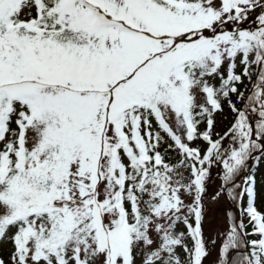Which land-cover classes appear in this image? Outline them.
Returning <instances> with one entry per match:
<instances>
[{
  "label": "snow or ice",
  "instance_id": "obj_1",
  "mask_svg": "<svg viewBox=\"0 0 264 264\" xmlns=\"http://www.w3.org/2000/svg\"><path fill=\"white\" fill-rule=\"evenodd\" d=\"M0 264H264V0H0Z\"/></svg>",
  "mask_w": 264,
  "mask_h": 264
},
{
  "label": "rangeland",
  "instance_id": "obj_2",
  "mask_svg": "<svg viewBox=\"0 0 264 264\" xmlns=\"http://www.w3.org/2000/svg\"><path fill=\"white\" fill-rule=\"evenodd\" d=\"M228 204V203H227ZM210 208L215 209L214 215L216 218V223L217 224H222L223 222V218H224V206L220 203L218 204H210L209 205ZM217 210H219L221 213H219ZM213 215V213H210V217Z\"/></svg>",
  "mask_w": 264,
  "mask_h": 264
},
{
  "label": "trees",
  "instance_id": "obj_3",
  "mask_svg": "<svg viewBox=\"0 0 264 264\" xmlns=\"http://www.w3.org/2000/svg\"><path fill=\"white\" fill-rule=\"evenodd\" d=\"M258 167H260V166H258ZM216 169H214L213 170V176L215 177V173H216ZM253 171H255V169L253 170ZM257 177H258V179H259V177H260V173L259 172H257ZM215 190V184L214 183H210L209 184V194H211L213 191ZM223 206H224V211L226 210V209H228L229 208V206L227 205V203H225L223 200L220 202ZM219 203V204H220ZM218 204V205H219ZM219 213H221L219 210H217ZM223 215H224V213H223Z\"/></svg>",
  "mask_w": 264,
  "mask_h": 264
}]
</instances>
